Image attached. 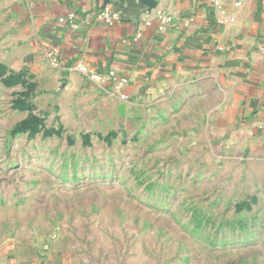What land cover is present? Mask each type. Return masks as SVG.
Instances as JSON below:
<instances>
[{
	"label": "rangeland",
	"instance_id": "1",
	"mask_svg": "<svg viewBox=\"0 0 264 264\" xmlns=\"http://www.w3.org/2000/svg\"><path fill=\"white\" fill-rule=\"evenodd\" d=\"M5 54L4 264H264V138L217 127V85L187 78L133 113L89 77L69 96L48 63Z\"/></svg>",
	"mask_w": 264,
	"mask_h": 264
},
{
	"label": "crops",
	"instance_id": "2",
	"mask_svg": "<svg viewBox=\"0 0 264 264\" xmlns=\"http://www.w3.org/2000/svg\"><path fill=\"white\" fill-rule=\"evenodd\" d=\"M154 1L149 8L142 0H2L0 50L15 52L4 55L11 65L19 59L15 67L35 68L56 49L63 69L55 72L70 82L69 96L84 93L87 76L75 68L85 65L102 76L96 82L112 91L115 105L125 103L133 113L131 106L181 90L187 78L217 85L224 99L217 127L240 132V141L262 140L264 0L239 7V0H224L221 7L214 0ZM105 11L119 20L101 18ZM70 12L78 14L75 29L58 23ZM162 14L173 19L165 29ZM123 78L128 83L121 84ZM118 94L131 103L118 101Z\"/></svg>",
	"mask_w": 264,
	"mask_h": 264
},
{
	"label": "built area",
	"instance_id": "3",
	"mask_svg": "<svg viewBox=\"0 0 264 264\" xmlns=\"http://www.w3.org/2000/svg\"><path fill=\"white\" fill-rule=\"evenodd\" d=\"M224 0H214L215 5L218 7L222 6V2ZM244 0H239L236 3V6H242ZM100 17L107 20L109 23L114 24L116 21L119 20V14L118 13H109L108 11L102 12L100 14ZM162 29L167 28L173 21L172 17L166 14H162L160 16ZM58 23L61 25H69L70 28H77L78 27V14L76 12H70L66 16H62L58 19ZM140 36V35H139ZM45 61L55 70H62L63 64L60 60L58 50L56 49H50L45 53ZM76 71H78L81 74L86 75L93 81H100L102 79V76L100 74H96L89 70V68L85 65H77L75 68ZM121 84L128 83V79L123 78L120 81ZM121 98L123 100H126V96L122 95Z\"/></svg>",
	"mask_w": 264,
	"mask_h": 264
},
{
	"label": "water",
	"instance_id": "4",
	"mask_svg": "<svg viewBox=\"0 0 264 264\" xmlns=\"http://www.w3.org/2000/svg\"><path fill=\"white\" fill-rule=\"evenodd\" d=\"M143 4L148 6L149 8H152L156 5V1L154 0H142Z\"/></svg>",
	"mask_w": 264,
	"mask_h": 264
}]
</instances>
